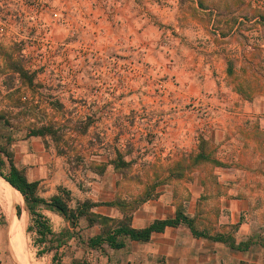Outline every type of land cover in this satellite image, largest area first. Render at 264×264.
<instances>
[{"label":"rangeland","instance_id":"obj_1","mask_svg":"<svg viewBox=\"0 0 264 264\" xmlns=\"http://www.w3.org/2000/svg\"><path fill=\"white\" fill-rule=\"evenodd\" d=\"M137 2L77 0L74 14L63 9L71 5L63 7L61 0H49L45 9L51 14L41 21L47 32L38 33L35 40L24 29L9 31L15 23L25 24V18L0 22V149L14 156L12 145L16 139L46 129L41 137L52 139L65 155L69 176L76 180L84 174L88 182L116 183L120 189L118 199L126 203L127 214L133 215L138 201L156 195V187L175 183L178 210L196 211L200 218H217L221 210L213 204L221 187L215 170L237 164L218 158L223 132L212 126L215 114L211 110L221 98L209 97L211 110L204 114L209 113L210 121L192 127L186 124L193 117L190 107L195 99L187 101L174 93L185 87L184 78L192 70L191 65H199L186 58L191 56L196 40L184 11L193 5L189 0H145L140 1L141 7L145 4V15H138L132 10ZM205 2L238 14L229 17L220 37L204 28L203 34L214 46L206 47L211 56L204 62L210 66L200 65V69L223 72L222 66L226 65L229 82L243 99L256 100L263 111L264 0ZM96 5L107 8L108 16L95 15L91 10ZM235 21L240 24L234 32ZM59 25L65 26L62 32ZM176 35L184 45H173ZM107 41L113 43V54L107 56L104 49L96 52V43L105 46ZM254 132L256 137H264ZM1 158L2 169L9 175L6 156L0 153ZM200 176L206 188L198 205L191 206L186 184L192 183V190L199 194ZM10 218L0 200L2 230ZM88 224V220L81 219L80 230L64 232L53 244L56 247L62 243L58 261L40 255V247L34 244L36 234L26 231L23 240L31 263L127 264L125 252H114L107 244L98 249L88 246V239L104 229ZM1 234L0 264H22L11 239H3Z\"/></svg>","mask_w":264,"mask_h":264},{"label":"crops","instance_id":"obj_2","mask_svg":"<svg viewBox=\"0 0 264 264\" xmlns=\"http://www.w3.org/2000/svg\"><path fill=\"white\" fill-rule=\"evenodd\" d=\"M132 1H138L135 5L136 9L133 5L132 10L138 15L141 13L145 15V4L140 6V1L145 0ZM189 1L193 7L185 9L184 14L188 17L189 25L191 24L194 28L196 43H193L191 47V56H184H187L186 58H189L188 60L192 63L199 65H191L192 70L187 72L184 78L185 87L180 91L175 89L174 93L176 96L183 95L187 101L195 99V103L190 107L193 117L186 124L192 127L203 126L210 121L207 116L209 113L204 114L211 110L209 97L221 98V103L211 110L213 115L215 114L212 126L218 127L223 132V138L218 141L222 149L218 158L231 163L236 161L237 164L215 170L219 181L218 186L221 187V194L213 204L217 211L221 210L217 218L207 215L200 218L196 216V211H186V214L195 220L196 228L204 235L196 236L188 225L180 224L176 227L168 226L162 232L153 233L147 242H137L127 238L124 248H110L114 252H125L127 264L130 260V264H264V137L259 138L254 135L255 130L259 134H264V110H261L256 100L248 101L242 98L236 86L229 82V76L224 71L226 65L222 66L223 72L212 69L213 71L208 73L200 69V65L210 66L206 65L207 61L204 62V58L208 59L211 56L207 54L206 47L214 46L210 37L203 34L204 28L208 32L216 33V37H220L228 25L229 17L238 13L236 10L231 11L219 6L217 8L207 6L206 0ZM46 2L49 0H0V22L7 23L11 21V18L17 17L25 18V24L15 23L11 25L9 31L16 33L24 29L30 33L31 39L35 40L38 33L47 32L41 24L43 23L41 21L44 19L45 22L51 14L48 9H45ZM61 2L63 7L75 5V7L63 9L76 14L77 0H61ZM96 6L91 10L95 15L108 16L107 8L99 9L98 5ZM236 23L235 21L234 32L240 22ZM64 28L65 26L59 25L58 30L62 32ZM176 37L173 45L185 44L181 41L182 39L178 42L180 39L178 35ZM222 39L226 38L223 36ZM103 49L107 56H111L114 52L113 43L107 41L105 46L96 43V52L98 50L102 52ZM177 54L179 53L175 55ZM215 56L221 55L215 54ZM84 78L87 79L85 75ZM73 90L75 91L76 88ZM12 152L17 169L23 172L29 181L39 182L37 193L42 198L51 199L59 195L63 188L71 193L68 202L70 208L76 209L79 203L90 201L95 204L91 209L92 213L117 220L123 219V213L117 204L119 186L109 182L110 180L106 182L89 180L88 182L84 179V174L82 177L80 174L76 180H73L69 176L65 155L59 152L52 139L47 136L16 139L12 145ZM201 176L199 177L201 185L199 194L196 195L192 190V183L186 184L187 195L188 188L191 192V202H189L191 206L198 205L205 191V179ZM9 187L15 189L12 186ZM160 187H156L157 194L153 197L138 201V206L132 215V227L143 229L156 220L176 217L179 207L177 186L173 183ZM72 201L75 202L73 206ZM184 202L188 205L187 201ZM2 203L6 211L11 214V218L3 230L0 223V234L3 233L1 234L3 239H11L16 256L22 264H32L23 240L25 232L32 224V215L25 199L22 195L20 202ZM18 208L21 210L20 216ZM37 210L48 219L52 231L56 234L68 230H80L78 226L74 228L57 210L43 205L38 206ZM88 226L95 225L88 224ZM214 227H217V230H214ZM46 246L49 247V244L43 245V247ZM53 251H47L43 255L54 261Z\"/></svg>","mask_w":264,"mask_h":264},{"label":"trees","instance_id":"obj_3","mask_svg":"<svg viewBox=\"0 0 264 264\" xmlns=\"http://www.w3.org/2000/svg\"><path fill=\"white\" fill-rule=\"evenodd\" d=\"M21 72L23 75L26 74L24 71ZM29 81L32 82L33 79L30 78ZM45 131L46 129L34 131L33 136H44ZM0 153L6 156L10 168L9 175L5 174L2 169L4 161L1 158L0 175L4 178H2V181L7 185L14 187L23 195L32 215V224L29 225L28 231L36 234L34 244L35 246L40 247L38 253L42 255L47 251L55 250L54 261H58V250L62 243H58L56 247H54L53 244L60 241L64 234H56L52 231L48 219L37 210V207L41 205L59 211L67 220H69L74 228L78 226L80 219L84 217L88 220L90 226L101 225L104 229L99 234L89 238L87 241L88 246L92 249H98L104 244H107L113 249H122L126 246L125 239L127 238L137 242H147L151 239L153 233L162 232L168 226L176 227L180 224L188 225L196 236L204 235L203 232L196 228L195 220L190 218L182 210H178L175 218L156 220L146 228L137 229L132 227V215L126 213L127 208L124 209V207H127V205L122 200H118L117 204L123 213V219L117 220L92 213L91 209L95 204L90 201L79 203L76 209L70 208L68 202L71 193L63 188H61L59 195H56L51 199H44L37 193L39 182L29 181L23 172L18 170L15 166L13 156L9 155L4 149H0ZM200 157L204 158L203 155H200ZM18 215H21L20 208H18ZM45 244H49V247H43Z\"/></svg>","mask_w":264,"mask_h":264},{"label":"bare ground","instance_id":"obj_4","mask_svg":"<svg viewBox=\"0 0 264 264\" xmlns=\"http://www.w3.org/2000/svg\"><path fill=\"white\" fill-rule=\"evenodd\" d=\"M21 197H22V195H21V193L19 191L7 186L0 179V199L2 200V202H4V203H7L9 201L20 202L21 201Z\"/></svg>","mask_w":264,"mask_h":264},{"label":"water","instance_id":"obj_5","mask_svg":"<svg viewBox=\"0 0 264 264\" xmlns=\"http://www.w3.org/2000/svg\"><path fill=\"white\" fill-rule=\"evenodd\" d=\"M1 176V175H0ZM2 177V176H1ZM3 178V177H2ZM4 179V178H3ZM7 181V180H6Z\"/></svg>","mask_w":264,"mask_h":264}]
</instances>
